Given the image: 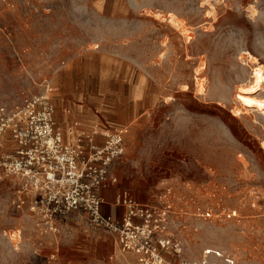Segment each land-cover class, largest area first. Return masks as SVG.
<instances>
[{
  "label": "rangeland",
  "instance_id": "374dc122",
  "mask_svg": "<svg viewBox=\"0 0 264 264\" xmlns=\"http://www.w3.org/2000/svg\"><path fill=\"white\" fill-rule=\"evenodd\" d=\"M256 64L264 0H0V107L45 94L64 140L78 110L125 129L108 196L126 188L167 211L156 236L180 248L167 264H264V116L236 98ZM7 133L0 163L16 148ZM33 201L0 167V264H140L87 215L50 220Z\"/></svg>",
  "mask_w": 264,
  "mask_h": 264
},
{
  "label": "built area",
  "instance_id": "2783aa9c",
  "mask_svg": "<svg viewBox=\"0 0 264 264\" xmlns=\"http://www.w3.org/2000/svg\"><path fill=\"white\" fill-rule=\"evenodd\" d=\"M53 113L45 94L12 108L0 107V140L9 132L16 145L0 167L33 191V209L45 205L50 220L81 212L90 225L118 236L124 256L135 257L140 264H167L164 250L180 252L179 244L156 236V231L165 229L167 211L139 202L129 189L120 187L113 205L122 214L116 217L103 212L107 202L101 192L118 185L112 168L125 153L126 131L107 135L109 139L101 146L91 138L72 142L64 140L56 128Z\"/></svg>",
  "mask_w": 264,
  "mask_h": 264
},
{
  "label": "crops",
  "instance_id": "0c3cea01",
  "mask_svg": "<svg viewBox=\"0 0 264 264\" xmlns=\"http://www.w3.org/2000/svg\"><path fill=\"white\" fill-rule=\"evenodd\" d=\"M145 92L147 93V91L143 90L142 86L137 84L136 87L134 88L132 99L137 102L139 100L138 98L144 95ZM98 113L99 112L97 110L95 111L88 110L86 112H80L78 110L75 113L73 112V113L64 115L65 124L66 126H69V125L71 126V128L74 130V134H76L77 139L87 136L88 138H91V141L94 144L101 146L105 143L106 140H104L103 136L98 135V133H100L103 130V128L108 129V132H109V129L113 130L114 128L111 125H109L107 121H104L107 119V116H108L107 114L105 116L103 115L100 116L98 115ZM96 128H98L100 132H98ZM95 138L96 140H94ZM70 141L74 142L77 140H70ZM85 141H89V140H85ZM11 147H13V144L11 145ZM113 168H114V165H113ZM113 168L112 170H114ZM111 190L112 188L105 189L101 192L102 196L105 197L106 202H107V204L103 206V212L117 217V215L119 216L122 214L123 210L113 205L114 200L113 199L110 200L109 198L110 196H108Z\"/></svg>",
  "mask_w": 264,
  "mask_h": 264
},
{
  "label": "bare ground",
  "instance_id": "6f19581e",
  "mask_svg": "<svg viewBox=\"0 0 264 264\" xmlns=\"http://www.w3.org/2000/svg\"><path fill=\"white\" fill-rule=\"evenodd\" d=\"M212 9H213V7H212ZM157 16H159L163 19V16H161V15H157ZM168 19H169V22L171 24H173L174 26H176L180 29L182 28L183 32L186 31L187 28L185 29L184 23L182 24L180 22L181 20L179 21L176 16L171 15L168 17ZM188 38L191 39L192 37L187 36V39ZM253 63L255 64L256 61H254ZM250 79H251V81L248 80L249 83L246 86H243L240 88V91H239V93H237L236 98L246 108V111L249 109H251V110L255 109L257 112H259L261 115L264 116V98H261V97L257 98V97L252 95L254 93L259 92L260 90H263V88H264V67H263V65H257L256 64L255 66H252V74H251ZM198 91L200 93H202V92H205V89L203 88V86H201L198 88ZM96 130L100 131L98 128H96ZM120 130L125 132V129H120ZM102 133L104 135H110V133L108 131L102 132ZM68 136L70 137L69 140H76L77 139L76 134H74V132H72V134L68 135ZM261 146L264 150V140L261 142Z\"/></svg>",
  "mask_w": 264,
  "mask_h": 264
}]
</instances>
